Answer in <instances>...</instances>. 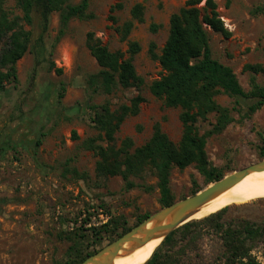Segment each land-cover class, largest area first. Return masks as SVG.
<instances>
[{
	"label": "rangeland",
	"instance_id": "374dc122",
	"mask_svg": "<svg viewBox=\"0 0 264 264\" xmlns=\"http://www.w3.org/2000/svg\"><path fill=\"white\" fill-rule=\"evenodd\" d=\"M186 1L90 0V9L96 17L71 20L62 36L60 15L54 12L46 35L47 60L38 63L35 52L30 50L18 61V83L8 84L0 91V264H63L71 244L63 238L65 231L80 226L88 215L91 220L79 233L90 235L92 227L113 215H123L133 225L139 215L152 214L161 208L155 176L133 178L141 186L131 189L121 175L99 177L96 170L99 157L84 148L83 143L100 134L92 122L89 102L110 101L112 108L117 109L138 94L146 101L139 114L125 120L117 133V144L121 145L127 137L133 139L134 147L145 144L153 135L156 122H161L174 141L180 140L183 130L180 109L166 107L150 90L164 70L149 51L155 43L156 51L162 52L170 32V18ZM118 2L124 5L114 12L120 25L131 18L136 3L145 6L144 22L136 23L129 37L142 47L134 63L144 84L140 90L119 87L112 94L94 93L88 78L99 72L101 66L87 46L88 33L95 32L111 50H122L126 57L130 56L128 41L121 40L110 19L111 8ZM216 2L232 36L225 38L208 28L214 57L234 69L246 91L251 89L252 77L264 86V72L244 71L248 63L264 65V14H253L263 0ZM7 7L21 13L16 0H9ZM152 24L159 26L157 31L152 30ZM3 46L1 42L0 51ZM49 61L55 63L52 69ZM61 87H65L62 97ZM217 98L233 109L237 119L207 142L212 163L233 168L227 174L261 159L257 145L258 133L264 130V107L242 122L243 101L240 105L224 93ZM214 121L211 116L201 124V131L204 133ZM38 139H42L39 146ZM195 183L203 188L207 185L194 164L184 169L173 168L171 188L176 200L192 195ZM147 185L152 189L148 190ZM229 205L230 218L257 222L264 219V197L226 203L220 209ZM108 242L105 239L104 246ZM199 244V255L209 261L223 253L217 235L209 234ZM251 254L257 264H264V241H257Z\"/></svg>",
	"mask_w": 264,
	"mask_h": 264
},
{
	"label": "trees",
	"instance_id": "16d2710c",
	"mask_svg": "<svg viewBox=\"0 0 264 264\" xmlns=\"http://www.w3.org/2000/svg\"><path fill=\"white\" fill-rule=\"evenodd\" d=\"M8 1L0 0V43H4L0 51V91L5 90L8 84L18 83L17 63L28 51L35 52L38 63L47 60L46 35L54 12L60 15V36L65 34L71 20L96 17L90 9V0L78 3L71 0H16L20 14L7 7ZM123 6L122 2L115 4L111 8L110 19L121 40L128 41L129 57L122 50H111L95 32L87 35V46L101 66L99 72L88 78L94 93L112 94L119 87L140 90L144 84L134 63L142 47L129 37L136 23L144 22L145 6L136 3L131 9V18L120 25L114 12ZM253 14H264V0L255 7ZM208 27L225 38L232 36L216 0H187L170 18V32L162 52L156 51L155 43L150 46V55L160 61L164 70V74L152 82L150 90L166 107L180 109L183 130L178 142L165 132L161 122H156L153 135L145 144L134 147L131 137L125 138L121 145L117 144V133L125 120L139 114L142 103L146 101L141 94L117 109L112 108L110 101L88 103L92 122L100 134L85 140L83 147L98 155L97 175H121L128 189L140 185L133 178L146 179L153 175L158 180L161 207L176 201L171 188L174 167L184 169L194 164L204 176L205 184L221 179L233 169L214 165L208 156L209 137L222 133L237 121L233 109L221 104L218 95L224 93L235 98L238 104L244 102V112L240 111L242 122L264 107V86L252 77L251 89L246 91L234 69L214 57ZM151 28L157 31L159 26L152 24ZM54 65L49 61V69ZM244 71L264 72V65L248 63ZM64 90L65 87H61L60 97ZM211 116L215 121L203 133L201 124ZM74 134L76 136L75 131ZM258 135L257 149L260 158H264V130ZM41 143L42 139H38L36 145ZM146 188L152 189L149 185ZM202 188L195 183L191 194ZM231 208V205L226 206L173 230L145 264H257L251 252L257 241H264V219L257 222L230 218ZM150 214L139 215L133 225H129L123 215H113L106 222L92 227L90 235L79 233L91 220V215H88L80 226L65 231L63 238L71 244L63 264H80L103 248L105 239L109 240L108 243L116 240ZM209 234L217 235L223 248L222 255L212 261L199 255L198 251L199 243Z\"/></svg>",
	"mask_w": 264,
	"mask_h": 264
},
{
	"label": "water",
	"instance_id": "95a60500",
	"mask_svg": "<svg viewBox=\"0 0 264 264\" xmlns=\"http://www.w3.org/2000/svg\"><path fill=\"white\" fill-rule=\"evenodd\" d=\"M263 170L264 158H261L225 174L221 179L207 184L197 193L161 207L131 230L87 257L80 264H114L115 258L122 250L131 252L155 238H161L163 241L169 233L178 227L192 220L205 217H195L204 204L237 184L250 173Z\"/></svg>",
	"mask_w": 264,
	"mask_h": 264
},
{
	"label": "bare ground",
	"instance_id": "6f19581e",
	"mask_svg": "<svg viewBox=\"0 0 264 264\" xmlns=\"http://www.w3.org/2000/svg\"><path fill=\"white\" fill-rule=\"evenodd\" d=\"M260 197H264V170L250 173L237 184L204 204L195 217L216 211L226 203H241ZM161 241V238H155L131 252L122 250L115 258L114 264H145L160 246Z\"/></svg>",
	"mask_w": 264,
	"mask_h": 264
},
{
	"label": "crops",
	"instance_id": "0c3cea01",
	"mask_svg": "<svg viewBox=\"0 0 264 264\" xmlns=\"http://www.w3.org/2000/svg\"><path fill=\"white\" fill-rule=\"evenodd\" d=\"M207 26V25H206ZM209 28V27H208ZM209 29H211V28H209ZM212 30V29H211Z\"/></svg>",
	"mask_w": 264,
	"mask_h": 264
}]
</instances>
